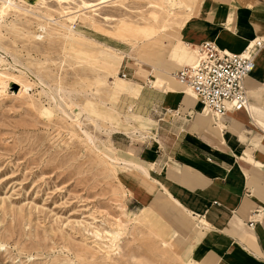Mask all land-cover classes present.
Returning a JSON list of instances; mask_svg holds the SVG:
<instances>
[{
    "label": "rangeland",
    "instance_id": "rangeland-1",
    "mask_svg": "<svg viewBox=\"0 0 264 264\" xmlns=\"http://www.w3.org/2000/svg\"><path fill=\"white\" fill-rule=\"evenodd\" d=\"M100 1L49 0L32 8L17 0L32 12L0 14V264L203 260L201 251L199 257L190 252L196 243L192 219L179 210L186 220L181 227L145 200H132L137 186L143 189L149 180L115 167L102 153H131L111 142L113 132H125L124 116H112L119 115L120 96L112 92L116 79L122 86L131 81L121 77L129 66L122 62L145 61L154 46L168 50L179 39L164 42V36L196 0H182L185 6L172 14L166 0H109L90 14L85 4ZM34 76L65 91L67 109L75 102L98 121L99 128L75 112L99 149ZM113 128L118 130L109 134ZM125 179L136 188L125 187Z\"/></svg>",
    "mask_w": 264,
    "mask_h": 264
},
{
    "label": "crops",
    "instance_id": "crops-1",
    "mask_svg": "<svg viewBox=\"0 0 264 264\" xmlns=\"http://www.w3.org/2000/svg\"><path fill=\"white\" fill-rule=\"evenodd\" d=\"M185 20L163 39H179L183 47L179 41L168 50L154 46L145 61L122 62L129 65L124 78L140 87L120 94L118 116L131 117L148 138L118 130L111 142L149 165L157 179L146 191L129 179L124 186L136 188L132 200H145L181 227L179 210L192 219L190 252L201 251L199 264H264V49L244 82L248 108L217 118L172 76L195 62V47L205 40L239 53L264 36V0H196Z\"/></svg>",
    "mask_w": 264,
    "mask_h": 264
},
{
    "label": "built area",
    "instance_id": "built-area-1",
    "mask_svg": "<svg viewBox=\"0 0 264 264\" xmlns=\"http://www.w3.org/2000/svg\"><path fill=\"white\" fill-rule=\"evenodd\" d=\"M197 61L176 69L173 78L202 103L215 118L228 110L248 108L245 79L255 66V59L264 49V36L250 41L239 53L219 48L213 40H205L196 47ZM125 77L124 72L121 73Z\"/></svg>",
    "mask_w": 264,
    "mask_h": 264
},
{
    "label": "bare ground",
    "instance_id": "bare-ground-1",
    "mask_svg": "<svg viewBox=\"0 0 264 264\" xmlns=\"http://www.w3.org/2000/svg\"><path fill=\"white\" fill-rule=\"evenodd\" d=\"M20 1H23V2H26L28 3L26 0H20ZM49 0H37L36 2H34L33 4H30L28 3L32 8L35 7V6H38L40 3L42 2H47ZM57 1V0H56ZM60 2H63V3H68V2H72L73 0H59ZM109 0H102L100 2H97V3H86V9H89V13L90 14H94V11L96 10L95 7L99 6V4H102L104 2H107ZM167 4H168V7H169V12L172 14L176 9H181L185 6V3H183L182 0H166ZM151 5V4H150ZM154 6V5H153ZM188 9V12L187 14H183L181 20H179L174 26L170 27V31L171 29H177L181 26L182 22L190 15V12H192V9L191 7H187ZM16 12V11H24L25 13L26 12H32V10L30 11L29 9H27L26 7H23L21 6L17 0H2V6H1V10H0V14L3 16V15H6L7 13H10V12ZM36 12V11H35ZM34 13V12H33ZM82 16L83 18L82 19H85L90 25H92L93 21L90 17H88L87 15H80ZM106 19H109V17H106ZM84 21V20H82ZM186 21V20H185ZM180 30V29H179ZM173 32V31H171ZM175 32V31H174ZM179 33V32H178ZM174 35V34H173ZM179 43H183L181 40H178ZM141 45V44H140ZM144 47L141 46V50L139 52L142 53V49ZM196 49V48H195ZM1 50V49H0ZM141 55V54H140ZM120 58V57H119ZM123 58V56H121V59ZM197 58H198V55L196 56V60L195 62L197 61ZM115 59H118L115 58ZM120 59V60H121ZM0 60H1V57H0ZM4 60V59H3ZM4 62V61H3ZM194 62V63H195ZM121 63V61H119V64ZM193 63V64H194ZM25 70V69H24ZM31 74V73H30ZM26 75V74H25ZM122 77V76H121ZM34 78H36L41 84L43 85H46V83L41 80L40 78L34 76ZM117 78V77H116ZM124 79V77H122ZM1 80L2 78L0 77V87H1ZM126 80V79H124ZM22 85V84H21ZM47 86V89L48 91L51 93V99L54 101L56 107L62 112L64 113L65 117H67L69 120H71L73 123H75L77 126H79L83 133H84V136L97 148L99 149V145L96 143L95 141V137L90 133L88 132L87 130L83 129V120L79 119V117H77L76 115V111H81L82 114L84 115V118L86 119H90L91 121H93L95 123V127L99 128L101 127L98 123V121L94 118H92L86 109L80 107L77 103L73 102V106L70 107L69 109L66 108V106L63 104V97L65 98L67 93L64 91L63 93H65L64 95L61 94V88L60 89H51L48 85ZM139 84L137 83H134L132 81L128 82L127 85L125 86H122V84L120 83V81L118 82V80L116 79L115 81V84H114V87L112 89V92L114 94V96L116 97H119L120 94H122L123 92H137V90L139 89ZM46 88V87H45ZM44 88V89H45ZM28 89V86H26V90ZM139 91V90H138ZM0 93H2V90L0 89ZM5 95V93H4ZM69 98H71V92H69ZM75 110V111H74ZM112 116H118L117 113H113ZM214 118L215 116L212 115ZM132 118L129 117V116H124V119L120 121V125L122 127H124L125 129V132L126 133H131L134 137H138L139 139H142V140H145L146 138H148V136L144 133H142L137 127H134L132 125ZM115 130H118V128H113L111 130L108 131V133H112L113 131ZM103 155H105L109 160L110 162L117 168L121 169L122 171H132L134 172L137 176H144L146 179H148L150 182H155V179L154 180V177L151 173V168L149 165H145L141 162H137L135 161V159L133 160L132 159V156L130 154H126L125 157H118V156H115L113 154V152L111 150H108V151H103L102 152ZM102 155V154H101ZM131 156V157H130ZM158 182V181H156ZM144 189L146 190L147 189V186H144ZM195 233V232H194ZM194 236V235H193ZM188 263V262H186Z\"/></svg>",
    "mask_w": 264,
    "mask_h": 264
}]
</instances>
